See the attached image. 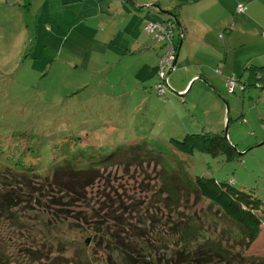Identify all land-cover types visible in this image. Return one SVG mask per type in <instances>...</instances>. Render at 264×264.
Instances as JSON below:
<instances>
[{"label":"rangeland","instance_id":"obj_1","mask_svg":"<svg viewBox=\"0 0 264 264\" xmlns=\"http://www.w3.org/2000/svg\"><path fill=\"white\" fill-rule=\"evenodd\" d=\"M240 2L245 7L244 17L238 21L235 29L246 34L245 38H237L234 43L239 42L236 50L238 49L241 73L244 59L246 65L264 66V0ZM84 3L87 2L0 0V165H4L0 166V184L5 166L18 163L19 158L22 159L24 168L33 170L37 162L41 166H47V169L54 164H64L68 169H72L73 165L84 168L91 161L96 162L100 157L108 155L113 148L124 146L130 135L136 134L138 137L149 132L148 129L151 130V140L160 141L164 136L166 140L170 136L180 137L186 129L190 133L207 130L224 134L227 127L225 132L234 148V158L228 159L224 153L208 155L195 152L185 156L186 169L192 177L234 182L235 188L260 199L264 211V144H260L264 142V87H249L242 92L236 84L234 90L229 91L225 75L222 71L215 72L216 68H223V55L214 52L209 55L206 51L193 61L201 60L203 72L212 83L216 79L220 80L218 90L210 86L207 90L204 80H196L187 94L178 96L174 91H178L179 81L183 83L186 80V70L177 67L168 77L166 88L169 100L164 101V96L158 94L154 87L160 81L157 74L160 54L155 68L149 70L146 80L147 89L152 91L146 92L141 106L145 109L147 99L153 95L154 114L159 117L165 108L164 124L154 126L155 121L152 120L145 124L143 115L138 120L132 117L136 111L132 110L131 105L128 110L117 106L121 103L113 97L119 84L115 83L118 84L115 87L107 82H114L109 75L110 70H103L99 64L100 53L113 42V22L124 24L125 18H110L115 10L111 4L102 5L96 10L99 14L96 17L87 13L93 5H83ZM171 20L174 22L172 18ZM234 26L233 24L232 28ZM143 31L146 32L144 27ZM177 32H174V45L178 38ZM120 33L123 32L118 31L116 35ZM223 33L224 30H221L213 42L218 45L215 51L217 53L226 38ZM241 40L246 45L241 46ZM128 73H125V78ZM119 74H124V70H120ZM103 76L106 82L101 79ZM175 76L178 79L176 88ZM23 147L28 150L24 151ZM57 151L62 152V155L57 157ZM134 164L136 167L133 164L130 167L120 165L111 176L112 185L124 186L129 197L134 195L135 199L160 204L159 207L152 208L153 212H157L161 208V202L154 195L165 169L156 166L155 161L146 162L141 167L136 162ZM13 180L15 181V177ZM101 188L102 185L89 188L87 197L97 198ZM44 190L45 187L42 195L45 194ZM37 197H32V210L27 209L32 211L31 215L28 216L25 210L24 213L26 222H38V228H41L49 223L42 221L41 214L46 219L52 217L46 206L50 202L43 201L42 196L37 202ZM129 199L125 201L123 196V202L127 203ZM86 202L87 200L75 204L73 210H79L86 216L92 207L87 206ZM185 213L201 219L202 234L212 231L210 224L213 226L212 218L216 212L215 207H210L207 200H192L191 209H185ZM54 217L52 223L58 224L60 229L56 230L54 226L47 229L49 237L46 242H43L42 237L37 238L36 254L30 253L23 258L20 255L11 256L8 264L113 262V259L97 252V248L93 246V220L88 218L89 215L83 223L74 219L67 220L57 213ZM60 220L64 221V225ZM222 225L227 227L229 223L218 222V229ZM5 226V218L0 217V239L5 237ZM55 235H60V239ZM86 238H89L90 243L82 245ZM81 251L89 254L88 261L84 263H80L76 257ZM243 254L264 255V226Z\"/></svg>","mask_w":264,"mask_h":264},{"label":"trees","instance_id":"obj_2","mask_svg":"<svg viewBox=\"0 0 264 264\" xmlns=\"http://www.w3.org/2000/svg\"><path fill=\"white\" fill-rule=\"evenodd\" d=\"M172 14L178 16L173 11ZM149 22L152 21L145 20L144 27ZM170 22L175 55L177 44L174 45V32L177 29L174 22ZM181 34L183 30L180 27L177 37ZM150 35L155 38L154 34ZM159 40L165 52L167 40ZM221 71L222 69L220 73ZM237 78L242 92L249 87H264V66L248 64L242 76ZM159 82L164 86L161 94L164 101L169 100L168 86L163 85V80ZM139 116L140 113L134 112L132 117L138 120ZM163 118L164 112L159 117L155 115L154 126L163 125ZM146 122L144 120L148 124ZM148 131L138 137L136 134L130 135L124 146L113 148L108 155L100 157L96 162L91 161L84 168L73 165L72 169H68L64 164H54L47 169V166H41L37 162L33 170L24 168L20 158L11 167L5 166L0 184V217L5 218L7 226L3 228L6 230L5 237L0 239V264H8L11 256L20 255L23 258L30 253L36 254L37 238L42 237L43 242H46L49 237L47 229L52 226L56 230L60 229L58 224L52 223L56 213L67 220L74 219L81 223L89 215L88 218L93 220V246L97 248V252L113 259L110 264H264V255L243 254L264 226L261 200L249 192L235 188L232 181L192 177L186 169L185 156L195 152L208 155L224 153L228 159L234 158V148L224 134L207 130L190 133L186 129L181 138L170 136L166 140L164 136L159 141L151 140V130ZM23 148L24 151L28 150ZM60 155L62 152L57 151V157ZM151 161L165 169L154 195L161 202V208L157 212H153L152 208L159 207L160 204L135 199L134 195L129 197L124 186L117 187L111 182V176L120 165L130 167L133 164L136 167V162L141 167ZM14 167L16 168L11 169ZM95 185H102V191L97 198L91 199L87 197L88 189ZM34 196H38L35 199L37 202L41 196L43 201L50 202L46 206L50 209L52 219H46L41 214L43 222L49 221L41 228H38V222L28 223L25 220V213L28 216L32 213ZM123 196L125 201L130 198L128 204L123 202ZM201 199L207 200L210 207L214 206L216 212L212 218L213 226L210 224L212 231L205 235L202 234L201 219L185 213V209H191L192 200ZM86 200L87 206H92L86 216L79 210H73L75 204ZM225 221L229 225H222L218 229V222ZM59 222L64 225L63 220ZM69 226L72 224L69 223ZM55 236L60 239V235ZM85 244L84 240L82 245ZM88 256L86 251L76 255L80 263L88 261Z\"/></svg>","mask_w":264,"mask_h":264},{"label":"crops","instance_id":"obj_3","mask_svg":"<svg viewBox=\"0 0 264 264\" xmlns=\"http://www.w3.org/2000/svg\"><path fill=\"white\" fill-rule=\"evenodd\" d=\"M75 2V0H71ZM87 3L83 5H93L92 8L87 10V13H92L99 16L96 10H99L102 5H112L115 7L114 12L110 18L118 19L123 16L125 18L124 24H120L118 21L113 22V30L111 36L113 42L105 47L103 50L99 64L103 70H110V77L114 82L110 84L118 87V91L114 93L113 99L119 101L121 104L117 106L128 110L129 105L132 106V110L138 113L141 112L140 117H145L146 123L150 120H155L153 95L147 99L145 109L141 106L142 101L146 97V92L152 91L147 89L146 80L150 69L155 68L158 60V56L164 53V46L161 45L159 39H155L149 33L143 31L145 20L152 21L154 23H163L170 18L169 15L162 13L160 9L151 7V4H158L162 10H166L174 14L178 13L177 19L183 30V34L178 36L175 45L181 40L180 49L176 61V68L183 67L186 72V80L181 83L179 81V92L185 90L186 86L195 77H202L208 86L218 90L220 80L216 79L215 83L211 82L206 74L203 72V64L201 60L193 61L195 57H199L200 53L204 54L214 52L215 54L223 55V75L232 74L236 77L242 76L243 70L240 73V64L237 56L236 47L238 45L237 38H245L243 32H239L237 27L238 21L244 17L243 12H236V5L241 3L240 0H83ZM243 6L244 4L241 3ZM116 23V24H115ZM235 25L232 28V25ZM225 26V28H223ZM221 30H224L223 47L218 49V45H214L216 36L220 35ZM123 32L116 35L117 32ZM29 32V31H28ZM12 33V31H10ZM154 34V33H153ZM226 36H225V35ZM215 36L214 38H212ZM213 40V41H212ZM243 44L241 40V46ZM231 58L229 59V56ZM119 64V67H118ZM242 65V64H241ZM124 70V74L120 75L119 71ZM129 72L125 78V73ZM105 80L103 76L101 78ZM198 80V79H197ZM178 79L175 76V88ZM196 81V80H195ZM194 81V82H195ZM106 82V80H105ZM118 83V84H115ZM194 84V83H193ZM193 86V85H192ZM115 109V106H113ZM165 112V108L164 111Z\"/></svg>","mask_w":264,"mask_h":264},{"label":"built area","instance_id":"obj_4","mask_svg":"<svg viewBox=\"0 0 264 264\" xmlns=\"http://www.w3.org/2000/svg\"><path fill=\"white\" fill-rule=\"evenodd\" d=\"M244 10V6L241 3H238L236 5V12H243ZM144 29L146 30V32L148 33H154V36L156 39H163L165 38L167 41V49L165 50V52L160 56V61H159V69H158V76L160 78V81L163 80V85H167V78H165V72L166 69L165 67H170L173 59H174V46L172 43V38H173V33H172V29L170 28V25H165V24H159V23H154V22H149L145 25ZM220 66V65H219ZM221 67L216 68L215 72L216 73H220ZM238 78H236L234 75H229L226 78V87L228 88L229 91L234 90L235 85L238 83ZM155 87V91L158 94H162L163 93V88L164 86H162V84H160V82L155 83L154 85ZM240 88H242V86L240 85Z\"/></svg>","mask_w":264,"mask_h":264},{"label":"water","instance_id":"obj_5","mask_svg":"<svg viewBox=\"0 0 264 264\" xmlns=\"http://www.w3.org/2000/svg\"><path fill=\"white\" fill-rule=\"evenodd\" d=\"M150 6L153 7V8H156V9H160V10L162 11V13H165V14L169 15V16L174 20L177 31L180 29L181 25H180V23H179V21H178V19H177V17H176L175 15H173V14H172L171 12H169V11L162 10V9L159 7L158 4H151ZM159 24H161V23H159ZM180 45H181V40L179 39L178 44H177V47H176V53H175V55H174L173 62H172V64H171V66L168 67V69L166 70V72H165V78H168L169 75H170V73L172 72V70L176 68L175 66H176V61H177V57H178V52H179V49H180ZM197 79H198V80H204L202 77H195L194 79H192V80L190 81V83H189L188 86L186 87L187 89H185V90H183V91H180V92H179V91H174V93H176V94L179 95V96H183V95L187 94L188 91L190 90L191 86L193 85L194 81L197 80ZM204 81H205V80H204ZM167 86H168V84H167ZM226 110H227V123H228V120H229V119H228V106H226ZM225 130H227V127H225V129H224V136L227 138ZM260 144H264V142H261ZM260 144H259V145H260ZM88 241H89V238H86V239H85V243L87 244Z\"/></svg>","mask_w":264,"mask_h":264},{"label":"flooded vegetation","instance_id":"obj_6","mask_svg":"<svg viewBox=\"0 0 264 264\" xmlns=\"http://www.w3.org/2000/svg\"><path fill=\"white\" fill-rule=\"evenodd\" d=\"M170 20H171V18L169 19V17H168V19L165 20L163 24H165V25H171L172 23L170 22Z\"/></svg>","mask_w":264,"mask_h":264}]
</instances>
